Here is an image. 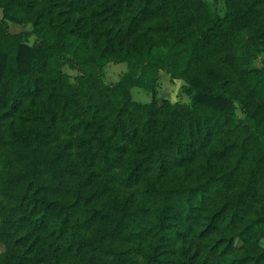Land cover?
I'll return each instance as SVG.
<instances>
[{"label":"trees","instance_id":"trees-1","mask_svg":"<svg viewBox=\"0 0 264 264\" xmlns=\"http://www.w3.org/2000/svg\"><path fill=\"white\" fill-rule=\"evenodd\" d=\"M214 1L0 0V264H264V0Z\"/></svg>","mask_w":264,"mask_h":264},{"label":"rangeland","instance_id":"rangeland-1","mask_svg":"<svg viewBox=\"0 0 264 264\" xmlns=\"http://www.w3.org/2000/svg\"><path fill=\"white\" fill-rule=\"evenodd\" d=\"M210 5H215L216 8L219 10L221 14L225 12L224 4L222 2H215L214 0H206ZM0 16H2V10L0 9ZM35 41L34 37H31L28 40L29 44H33ZM264 66V51L255 53L252 52V55L249 57L248 67L249 68H256V67H263ZM64 71L69 74L71 81H75L77 76L79 75L78 71L72 66L70 61H67L66 64L63 67ZM128 70L127 63H115L110 62L108 63L105 68L104 72L106 75V81L108 83L116 82L120 79V77ZM186 85V82L181 79H174L171 77V75L166 71H160L158 82L156 85L157 88V97L159 99H169L172 102H183V103H190L191 102V96H189L185 91L184 87ZM132 95L135 100L140 102H149L152 98V95L150 92L135 87L132 89ZM234 116L237 120H243L245 115L244 112L239 104H236L234 107ZM179 246H182L186 249H189L193 253H198V256L203 259L210 262L212 260L207 259V256L205 253H200L199 249L197 247V244L193 242V240L189 241H183L179 243ZM5 251V245L0 242V254ZM241 254V253H240ZM137 259H141L138 257ZM215 263V261H214Z\"/></svg>","mask_w":264,"mask_h":264},{"label":"crops","instance_id":"crops-1","mask_svg":"<svg viewBox=\"0 0 264 264\" xmlns=\"http://www.w3.org/2000/svg\"><path fill=\"white\" fill-rule=\"evenodd\" d=\"M2 16H3V11H2ZM2 16H0V18H2ZM26 28L27 27L25 25L17 24V23H14V22L10 23V31L12 33H19L21 31H24Z\"/></svg>","mask_w":264,"mask_h":264}]
</instances>
